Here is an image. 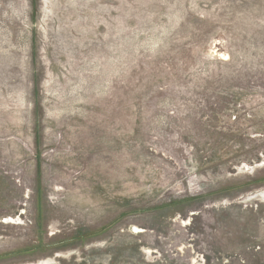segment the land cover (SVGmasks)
<instances>
[{
	"label": "rangeland",
	"instance_id": "rangeland-1",
	"mask_svg": "<svg viewBox=\"0 0 264 264\" xmlns=\"http://www.w3.org/2000/svg\"><path fill=\"white\" fill-rule=\"evenodd\" d=\"M39 263L264 264V0H0V264Z\"/></svg>",
	"mask_w": 264,
	"mask_h": 264
},
{
	"label": "bare ground",
	"instance_id": "bare-ground-1",
	"mask_svg": "<svg viewBox=\"0 0 264 264\" xmlns=\"http://www.w3.org/2000/svg\"><path fill=\"white\" fill-rule=\"evenodd\" d=\"M62 202V201H61ZM69 203V202H68ZM58 204V203H57ZM63 204V203H62ZM70 204V203H69ZM73 204V203H72ZM74 205V204H73ZM67 206H69V205H67ZM63 211V210H62ZM77 215V214H76ZM22 218H19L18 219V221L16 220V219H12V220H14L13 222H11V221H9V220H6L5 221V223H7V224H10V223H13V224H20V223H22V222H24L23 220L20 222L19 220H21ZM137 230H139L138 228H136ZM139 231H142V230H139ZM51 263V262H50ZM39 264H44V263H39Z\"/></svg>",
	"mask_w": 264,
	"mask_h": 264
}]
</instances>
